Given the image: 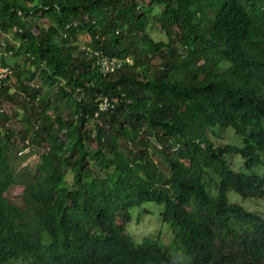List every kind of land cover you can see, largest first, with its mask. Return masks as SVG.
<instances>
[{"label": "trees", "instance_id": "trees-1", "mask_svg": "<svg viewBox=\"0 0 264 264\" xmlns=\"http://www.w3.org/2000/svg\"><path fill=\"white\" fill-rule=\"evenodd\" d=\"M0 66V264H264V218L227 199H264V0H0ZM146 203L182 261L125 233Z\"/></svg>", "mask_w": 264, "mask_h": 264}, {"label": "rangeland", "instance_id": "rangeland-1", "mask_svg": "<svg viewBox=\"0 0 264 264\" xmlns=\"http://www.w3.org/2000/svg\"><path fill=\"white\" fill-rule=\"evenodd\" d=\"M159 9L156 8L153 12L154 15L158 14ZM148 31L150 33V36L155 41H166V38L159 30V25L157 21H153L152 24L149 25ZM79 45L82 43L81 37L78 38ZM9 60V59H8ZM154 64H158L159 60L155 59ZM14 82V80H13ZM9 106V105H8ZM14 109V107H13ZM264 127V122L262 123ZM9 129H11L15 134L21 129V125L18 122V120L12 119L8 123ZM217 130V129H214ZM220 135H217L215 137L212 136L211 140L216 144V146L222 145V144H230L233 146H240L242 144V141L234 135V132L232 129L228 128L225 129L223 132L219 133ZM211 137V136H210ZM209 137V138H210ZM38 151H42V149L34 147L30 154L29 150L25 152L24 154H27L25 157H12V168L15 172L21 171L24 168H27L28 170L32 171L34 173V166L36 165L38 161ZM228 160L234 159L236 163L240 162V157L236 155L228 156ZM156 159V158H154ZM258 174L264 173V168L262 166H259L255 170ZM71 180V175L68 173L66 177L67 183H69ZM214 187H210V180L206 178L204 180V183L206 181L207 185V192L211 196H215L217 194V184L218 179L214 178ZM21 193L22 188L21 187H12L8 190L6 197L9 203L14 204L20 208L23 207V203L21 200ZM227 199L229 203L237 204L241 206L243 209H245L248 212L254 213L260 217L264 218V199H243L242 197L238 196L234 192H228ZM163 211L162 205H155L152 203H146L141 208L132 209L130 211V222L127 224L125 228V233L130 236V238L134 241L136 244H141L144 239L148 238L153 241H158L157 243L162 248V250L166 251L168 255H170L172 260H179L182 261L183 255L180 251V249L177 248V246L172 243V236H170L167 233V229H169V226L163 225L161 223L160 214ZM160 241H159V240Z\"/></svg>", "mask_w": 264, "mask_h": 264}, {"label": "built area", "instance_id": "built-area-1", "mask_svg": "<svg viewBox=\"0 0 264 264\" xmlns=\"http://www.w3.org/2000/svg\"><path fill=\"white\" fill-rule=\"evenodd\" d=\"M96 66L98 67V70L102 77H106L117 71L121 67V62L116 58L98 56L96 60ZM10 75L11 74L8 67L0 66V89L6 83H9V80L11 79ZM110 109H113L112 103L107 98L100 97L97 100V110L94 113V118H98L100 114H103ZM28 150L29 149H25L19 152L18 155H23Z\"/></svg>", "mask_w": 264, "mask_h": 264}]
</instances>
